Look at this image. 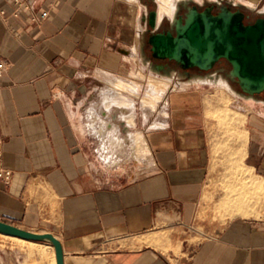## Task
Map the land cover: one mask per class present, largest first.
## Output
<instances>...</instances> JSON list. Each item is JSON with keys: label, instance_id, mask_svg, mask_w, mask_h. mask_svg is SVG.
<instances>
[{"label": "crops", "instance_id": "crops-1", "mask_svg": "<svg viewBox=\"0 0 264 264\" xmlns=\"http://www.w3.org/2000/svg\"><path fill=\"white\" fill-rule=\"evenodd\" d=\"M27 1L48 17H15L0 0V135L13 169L0 219L54 233L66 264H264V112L231 105L245 125L226 161L244 172L216 192L203 122L221 101L188 87L211 79L175 87L143 56L159 0ZM228 1L264 10V0ZM159 71L172 84L152 106L143 99Z\"/></svg>", "mask_w": 264, "mask_h": 264}, {"label": "water", "instance_id": "water-1", "mask_svg": "<svg viewBox=\"0 0 264 264\" xmlns=\"http://www.w3.org/2000/svg\"><path fill=\"white\" fill-rule=\"evenodd\" d=\"M184 1L193 2V5L189 6L185 19L182 16L177 19L174 11L171 23L175 33L161 31L159 27L165 17L158 21L157 9L148 11L146 31L149 32L147 42L151 45L152 57L174 59L182 69L197 67L206 71L213 70L216 62L224 57L230 61V75L237 79L244 94H262L264 11H259L261 16L254 23L245 24V11L240 8L233 11L224 7L222 12L214 14L213 6L199 10L196 1ZM0 233L31 241H49L55 247L57 264H66L64 247L54 233L32 231L2 219Z\"/></svg>", "mask_w": 264, "mask_h": 264}, {"label": "rangeland", "instance_id": "rangeland-1", "mask_svg": "<svg viewBox=\"0 0 264 264\" xmlns=\"http://www.w3.org/2000/svg\"><path fill=\"white\" fill-rule=\"evenodd\" d=\"M180 2H182V1L180 0L177 2V7H178ZM192 3L193 2H186V4H188V5H190ZM149 5H150L149 6L150 10L156 9V7H157L154 2L153 3L150 2ZM247 11H248V13H255V11L250 10L248 8H247ZM262 11H264V10H262ZM173 16L166 15L164 17L165 18H173ZM140 27H141L140 29L143 28V26H141V25H140ZM147 36H148V33L145 34L144 39L142 36V40H140V41L144 40V44H142V50L144 49L143 56L147 57L148 60H150V57H149L150 49H149V45L146 41ZM175 71L176 72H172V74L170 75L171 78L174 77V79H175L174 85H176V82H177L178 83L177 85L179 86L178 88H186V85H182V83H183V81H187L188 79L184 76V74L181 71H177V70H175ZM159 74H161L160 71L158 72V75ZM197 75H199V74L192 75L189 78L190 81H188V82H191V80L196 79V78H200V77H209V79H211L212 82H209L208 84H201L200 83V85L189 84L188 87L198 88V87L202 86V91H204V92L205 91H207V92L215 91L214 95L208 94V95L203 96V98H205L204 100L206 101V98H212V97L216 98V96H217L220 98V101H221L220 110L222 111V113H221V111L220 112L214 111V110H216L214 108L210 112L207 111L208 108L205 109V111H204L205 116H204V122L203 123L209 129V132L211 134L209 141H211V143H210L211 155L213 156V159H212V165H211L210 170L213 173V176L215 177L216 180H212L210 182H211V185L213 186L214 191H216V192H219V190L224 191L225 186H226L225 178L227 179V178H230L233 176H238L239 173H242L244 171V167L242 165H239V166L235 165L234 166V165L230 164L232 166L231 167L230 165H228L226 160L229 157V161L230 162L233 161L232 158H233L234 154H233V152H231L232 147L235 145L236 140L240 139L238 137H241V133H239L240 131L238 129L244 128L245 121H244V115L240 114L238 111L235 113H232L231 114L232 116L231 115L226 116L224 114V113H226V110H224L223 108L232 105L233 107H235L236 109H238L240 111L242 108L244 109L245 107L246 108L251 107L250 109L260 113V112H264V98L262 96L263 94L256 96L257 99L259 100L256 102L253 98L246 97L245 96L246 94H244L242 92L241 87L238 85L233 86L231 83H229L226 75H224L223 73L218 74L217 68H215V70L204 73L200 76H197ZM210 75L212 76L211 78H210ZM167 78H169V77H167ZM171 78H170V80H172ZM201 80L209 81L208 79H201ZM201 80H199V81L197 80V81L201 82ZM224 80L227 82H225ZM220 81H223L227 84H231L229 86L230 88L225 89V87L223 86V83H221ZM218 84H219V86H218ZM238 95H240V97H242V99H238L236 97ZM226 98H230V99H226ZM225 99L228 101L225 102ZM217 107H215V108H217ZM223 111H224V113H223ZM222 114H224L227 117L226 118L227 120L231 117L230 120L233 122H230L229 120L224 121L223 118H225V116ZM241 115H242V117H241ZM245 120H246V114H245ZM238 121H240V122H238ZM225 124H226V126H224ZM219 129H221L222 132L219 133ZM228 129H231V130H228ZM227 152H228V154H227ZM229 152L232 156L229 154ZM246 174H248L247 171H246ZM230 218H232V216L228 215V219H230ZM12 223H14L15 225H18V226L20 225V226L27 228L29 230H32V231L38 230L37 228L33 229V228L28 227L27 225L20 223V222L19 223L18 222H12ZM38 242L39 241H37V242L36 241H30V240L21 239V238H17V237L11 236V235H7V234L4 235V234L0 233V264H53V261H52L53 260V250H52V248H50V247L48 248L47 245L44 246L42 244H39ZM40 242L45 243V244L50 243L49 241L48 242L40 241Z\"/></svg>", "mask_w": 264, "mask_h": 264}, {"label": "flooded vegetation", "instance_id": "flooded-vegetation-1", "mask_svg": "<svg viewBox=\"0 0 264 264\" xmlns=\"http://www.w3.org/2000/svg\"><path fill=\"white\" fill-rule=\"evenodd\" d=\"M186 2H189V1H186ZM186 2L185 1L180 2L178 7H177V3H176L174 11L176 10V18L177 19L181 16L183 19H185L186 12L188 11L189 6L193 5V3L188 5V4H186ZM197 3L199 5V10H203L208 6H213L212 12L214 14H218V13L222 12V9L224 7H227L233 11L240 8L241 10L245 11V17H244V23L245 24L254 23L257 20V18L261 16V14L259 13V11H261V10L259 8L254 9V10H256L255 13H248L247 8L244 5L240 6V5H237V4L230 2L228 0L227 1L226 0H213L210 2L208 1V2H203V3H200V2H197ZM176 7H177V9H176ZM159 28L161 31L172 30L173 33H175V27L171 23V18H164V20L162 21ZM142 29H144V28H142ZM142 29L140 30V34H141ZM147 33L149 35V32H147ZM148 45H149V49H150V54H149L150 60L149 61H151L152 67L156 70L165 71V72L170 73V74H172V72H176L175 70L181 71L186 78H190L194 74H199L197 76H200L204 73L209 72V71L202 70V69L200 70L197 67L182 69L179 66V64L176 62V60H174V59H172V60H170V59H159V58L156 59V58L152 57V55H151V53H152L151 45L149 43H148ZM143 51H144V49H143ZM231 67L232 66H231L230 61H228L226 58L223 57V58H220L216 62L213 70H215V68H217L218 74L223 73L224 75H226L229 83H231L233 86L234 85L240 86L239 83L237 82V79L230 75ZM210 71H212V70H210ZM210 77H212V76L210 75ZM201 79H205V78H201ZM201 79H196V80L194 79V81L201 80ZM225 82H227V81H225ZM231 84H229V86ZM262 94H259V95H262L264 98V92ZM259 95H257V96H259Z\"/></svg>", "mask_w": 264, "mask_h": 264}, {"label": "bare ground", "instance_id": "bare-ground-1", "mask_svg": "<svg viewBox=\"0 0 264 264\" xmlns=\"http://www.w3.org/2000/svg\"><path fill=\"white\" fill-rule=\"evenodd\" d=\"M178 2V0H159V3H160V5H159V11H158V21H160L164 16H166V15H171V16H173L174 15V13H173V11H174V8H175V6H176V3ZM138 28L140 29L141 27H139L138 26ZM141 30V29H140ZM138 37V36H137ZM137 39V38H136ZM139 40V39H138ZM141 73V75H143L144 73L143 72H140ZM140 75V76H141ZM199 81V80H198ZM202 81H204V80H201V82ZM149 82H150V84H151V86H153V90H154V92L153 93H150V94H148V95H146V96H144V99L143 100H145V102L146 103H150L152 106H156V104H157V102L159 101V99L160 98H162V96H163V94H164V92H166V90L168 89V87L172 84V80H170V78H167V77H164V76H161V75H150V77H149ZM221 83H223V86L225 87V89L226 88H230L229 87V84H227V83H225V82H223V81H220ZM116 83V82H115ZM115 86V85H114ZM117 86L119 87V86H122V87H126L127 85L126 84H124L123 83V81H121V83H117ZM133 86V85H132ZM178 86V85H177ZM176 85H175V87H177ZM170 88V87H169ZM131 89V88H130ZM135 89V88H134ZM137 89V88H136ZM224 93V92H223ZM222 93V94H223ZM226 94V93H225ZM224 94V95H225ZM223 95V96H224ZM221 96V95H220ZM222 96V97H223ZM217 97V96H216ZM225 97V96H224ZM223 97V98H224ZM229 97V96H228ZM226 99H230V98H226ZM225 99V102L226 101H228V100H226ZM123 102H120L119 100H118V102H120V103H123L124 105H130V103H131V101H125V100H122ZM219 102V101H218ZM224 102V103H225ZM229 105V104H228ZM153 108V107H152ZM209 108V107H208ZM221 108V107H220ZM215 109V108H214ZM224 110H226V113H224V111H223V113L227 116V115H231L232 113H235V112H237V110L236 109H234L232 106L230 107V106H227V107H224L223 108ZM208 111V110H207ZM215 111V110H214ZM221 111V110H220ZM219 111V112H220ZM221 113H222V111H221ZM240 113V112H239ZM224 114H222V115H224ZM221 115V114H220ZM219 115V116H220ZM224 115V116H225ZM130 116V119L132 118V115H129ZM214 116V115H213ZM225 116V118H223L224 119V121H226L227 119V117ZM232 116V115H231ZM229 117V116H228ZM241 117H242V115H241ZM231 118V117H230ZM230 118L228 119L230 122H233V121H231L230 120ZM227 120V121H228ZM220 121V120H219ZM130 122V121H129ZM238 122H240V121H238ZM219 123V122H218ZM221 123V122H220ZM224 123V122H223ZM229 123V122H228ZM227 123V124H228ZM231 124V123H230ZM237 125V124H236ZM156 126H158V125H156ZM224 126H226V124L224 125ZM229 126V125H228ZM231 127V126H230ZM232 128V127H231ZM228 130H231V129H228ZM245 132H247V131H245ZM243 133V132H242ZM135 134V133H134ZM131 136V135H130ZM241 136H243V135H241ZM247 136V135H246ZM137 137H140V135L137 133ZM238 138H240V137H238ZM141 139V138H140ZM146 139V138H145ZM245 139V138H244ZM137 140V139H136ZM225 141V140H224ZM136 142V141H135ZM146 142V141H145ZM216 142V141H215ZM214 142V143H215ZM221 142V141H220ZM143 143H144V141H143ZM224 143V142H223ZM137 144H140L139 142H137ZM142 145V144H141ZM149 145V144H148ZM245 145V144H244ZM225 146V145H224ZM242 146V145H241ZM134 147V146H133ZM135 148V147H134ZM143 150V149H142ZM242 150H243V148H242ZM135 151V150H134ZM240 151V150H239ZM243 151H245V150H243ZM141 152V151H140ZM235 151H233V154L235 155V153H234ZM135 153V152H134ZM143 153H145V152H143ZM228 153V152H227ZM236 153H237V151H236ZM245 153V152H244ZM147 154H149V152H147ZM229 154H230V152H229ZM241 153H239V155H240ZM134 155V154H133ZM231 155V154H230ZM238 155V156H239ZM137 156V155H136ZM232 156V155H231ZM242 156H243V154H242ZM235 157V156H234ZM244 157V156H243ZM235 159V158H234ZM240 159H242V158H240ZM233 160V159H232ZM233 161H235V160H233ZM233 161H231V162H233ZM238 161H241V160H239L238 159ZM236 163V162H235ZM243 163V162H242ZM230 164V163H229ZM237 165L236 166H238V163H236ZM244 164V163H243ZM242 165V164H241ZM235 166V165H234ZM243 166V165H242ZM232 167V166H231ZM244 167V166H243ZM241 169V168H240ZM248 171V170H247ZM244 172V171H243ZM251 172V171H250ZM243 174V173H242ZM241 174V175H242ZM240 175V176H241ZM250 178V177H249ZM257 188H258V185H257ZM255 189H256V187H255ZM260 189V188H259ZM246 190H244V192H245ZM248 191V190H247ZM251 191V190H250ZM256 192L258 191V190H255ZM260 191V190H259ZM228 192H229V190H228ZM241 192H243L242 190H241ZM241 192H238V193H241ZM243 192V193H244ZM230 193V192H229ZM233 193H235V192H233ZM238 193H237V196H238ZM247 193V192H246ZM251 193V192H250ZM258 193V192H257ZM256 193V194H257ZM231 194V193H230ZM242 194V193H241ZM249 194V193H248ZM252 195V194H251ZM251 195H249V197L251 196ZM228 196V195H227ZM234 197H235V195H233ZM237 196H236V198H237ZM241 196V195H240ZM247 197V194L245 195L244 194V197ZM258 196V195H257ZM229 197V196H228ZM231 197V196H230ZM253 197V196H252ZM232 198V197H231ZM241 198V197H240ZM243 198V197H242ZM248 198V197H247ZM230 199V198H229ZM234 200L232 201V202H237V201H235V198H233ZM240 200H242V199H240ZM244 200H246V198L244 199ZM228 201H230V200H228ZM231 202V203H232ZM240 202V201H239ZM243 203H244V201H242ZM250 202V201H249ZM238 203V202H237ZM228 204V203H227ZM240 204H241V202L238 204L239 206H240ZM244 204H246V202L244 203ZM229 205V204H228ZM233 205V204H232ZM236 206H237V204H235ZM242 206H243V204H242ZM248 207V206H247ZM232 208H240V207H232ZM250 208V207H249ZM238 209H237V211H238ZM244 209H246V208H244ZM254 210V209H253ZM233 211V210H232ZM240 212H241V209L239 210ZM245 211V210H244ZM244 213H246V211L244 212ZM36 231V230H35ZM38 232H41V231H38ZM2 234V233H1ZM5 235V234H4ZM8 235V234H7ZM11 236H13V235H11ZM14 237H17V236H14ZM17 238H21V239H24V238H22V237H17ZM26 240H28V239H26ZM31 241V240H30ZM37 242V241H36ZM39 244H42V245H44V246H48V248L50 247V248H52V250H53V264H57V262H56V257H55V247H53V245H52V243H48V244H45V243H41V242H38Z\"/></svg>", "mask_w": 264, "mask_h": 264}, {"label": "built area", "instance_id": "built-area-1", "mask_svg": "<svg viewBox=\"0 0 264 264\" xmlns=\"http://www.w3.org/2000/svg\"><path fill=\"white\" fill-rule=\"evenodd\" d=\"M13 4H15V8L13 9L11 15L18 17L24 11H30V18L36 23H40L43 19H46L49 15V10H41V12H35V8L31 3L27 0H10ZM1 13L4 14L6 11L4 9L1 10ZM5 68V63L0 62V73ZM5 140L4 137L0 135V181L5 184H10L13 179V169L6 165L4 162L5 156Z\"/></svg>", "mask_w": 264, "mask_h": 264}]
</instances>
